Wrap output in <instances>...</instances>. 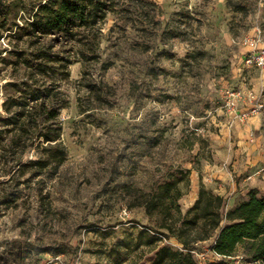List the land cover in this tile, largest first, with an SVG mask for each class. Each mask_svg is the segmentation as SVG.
Segmentation results:
<instances>
[{
	"label": "rangeland",
	"instance_id": "374dc122",
	"mask_svg": "<svg viewBox=\"0 0 264 264\" xmlns=\"http://www.w3.org/2000/svg\"><path fill=\"white\" fill-rule=\"evenodd\" d=\"M18 5L8 0L0 16V264H153L159 246L181 244L140 200L180 169H191L183 196L192 173L204 184L233 123L227 91L253 87L258 72L240 41L264 33V0H120L99 45L53 48L70 57L69 76L51 69L34 73L36 83L24 59L47 42L31 45ZM50 81L68 99L57 169L37 165L47 152L12 142L4 121L6 99ZM213 261L209 253L202 264Z\"/></svg>",
	"mask_w": 264,
	"mask_h": 264
},
{
	"label": "trees",
	"instance_id": "16d2710c",
	"mask_svg": "<svg viewBox=\"0 0 264 264\" xmlns=\"http://www.w3.org/2000/svg\"><path fill=\"white\" fill-rule=\"evenodd\" d=\"M7 1L0 0V16L5 15ZM14 2L29 13L20 28L25 29L31 45L47 42L24 59L31 70L29 78L36 83L39 81L34 73H47L51 69L62 72L63 77L69 76L70 57L53 52V48L66 43L73 47L87 45L90 37L99 45L100 24L120 0H44L31 7L24 0ZM56 84L50 81L42 86L28 85L29 88L19 89L16 97L4 101L8 112L4 121L14 130L12 142L25 140L27 145L38 142L47 152L45 157L35 161L41 168L53 165L57 169L67 158L59 116L68 99ZM179 172L181 177L172 173L156 191L143 194L139 203L149 214L160 211L164 216L161 233L181 244L179 248L168 244L159 246L153 264H202L193 250L197 249V243L208 239L212 241L209 247L215 257L210 264H233L231 259L240 252L247 259L264 264V195L260 196L256 188H251L247 199L225 210L224 196L201 184L198 199L184 212L180 203L184 192L180 184L186 178L190 182L191 169Z\"/></svg>",
	"mask_w": 264,
	"mask_h": 264
},
{
	"label": "crops",
	"instance_id": "0c3cea01",
	"mask_svg": "<svg viewBox=\"0 0 264 264\" xmlns=\"http://www.w3.org/2000/svg\"><path fill=\"white\" fill-rule=\"evenodd\" d=\"M245 66L254 67L246 63ZM251 82L253 87L241 89L244 93L252 90L256 100L264 102V68H258ZM248 106L247 100L242 99L238 103V110L244 111ZM229 112L233 119L232 127L225 129L229 138L221 140V145L216 147V162L205 170L202 179L208 189L224 196L226 210L247 199L251 188H256L260 196L264 195V110L246 120ZM200 186L199 173H192L190 190L180 199L184 212L198 199Z\"/></svg>",
	"mask_w": 264,
	"mask_h": 264
},
{
	"label": "built area",
	"instance_id": "2783aa9c",
	"mask_svg": "<svg viewBox=\"0 0 264 264\" xmlns=\"http://www.w3.org/2000/svg\"><path fill=\"white\" fill-rule=\"evenodd\" d=\"M240 43L247 48V53L245 55V63L250 66H257L264 68V38L261 31L253 35H246L242 37ZM228 102L227 106L229 110L235 113V116L241 120H246L253 115L259 114L264 110V102L257 101L256 95L252 90H248L247 93H244L242 89H231L227 91ZM246 99L249 103V106L244 111L238 110V103L240 100ZM193 253L196 255L198 260L202 263L203 260L207 258L209 253H214L210 247L205 251H199L194 249ZM220 256L219 254H216ZM241 256L242 259H245L244 255ZM238 256L234 257L236 259ZM246 263L244 264H262L261 261H253L250 259H245Z\"/></svg>",
	"mask_w": 264,
	"mask_h": 264
}]
</instances>
